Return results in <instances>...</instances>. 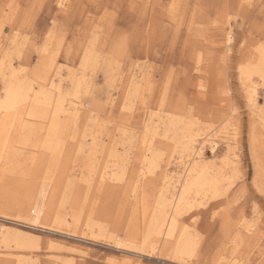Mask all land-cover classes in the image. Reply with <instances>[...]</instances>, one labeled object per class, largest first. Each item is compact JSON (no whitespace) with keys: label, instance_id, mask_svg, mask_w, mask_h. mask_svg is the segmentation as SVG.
<instances>
[{"label":"rangeland","instance_id":"374dc122","mask_svg":"<svg viewBox=\"0 0 264 264\" xmlns=\"http://www.w3.org/2000/svg\"><path fill=\"white\" fill-rule=\"evenodd\" d=\"M262 51L264 0H0V97L4 79L18 78L51 96L48 119L25 118L42 133L34 140L47 137L58 100L77 108L59 120L67 124L60 168L50 169L51 157L32 166L40 149L21 146L15 124L0 136L14 154L0 176V264H264V119L252 115L246 95L255 85L264 111ZM207 134L214 151L197 141ZM145 141L156 168L140 186L133 178ZM193 169L217 189L186 196L167 249L161 242L142 252L135 242L156 206L181 193ZM25 193L41 207L60 203L52 218L26 221L13 211ZM183 239L190 254L177 256Z\"/></svg>","mask_w":264,"mask_h":264},{"label":"bare ground","instance_id":"6f19581e","mask_svg":"<svg viewBox=\"0 0 264 264\" xmlns=\"http://www.w3.org/2000/svg\"><path fill=\"white\" fill-rule=\"evenodd\" d=\"M53 40V39H51ZM226 41L227 43H230L232 41V36L230 34L227 35L226 37ZM60 50V49H59ZM49 52V51H48ZM260 52V51H259ZM41 53V52H40ZM45 55V54H44ZM47 55V54H46ZM88 58V56H87ZM253 58V57H252ZM251 58V59H252ZM260 59V58H259ZM45 60V59H44ZM47 60V59H46ZM261 61V67L262 69L264 68V51L261 52V59L259 60ZM258 62V61H257ZM255 62V63H257ZM39 64V63H38ZM254 64V63H253ZM252 64V66H253ZM3 63L2 61L0 60V70H1V67ZM89 65V64H88ZM39 66V65H38ZM255 66V65H254ZM11 68V66H10ZM4 70V69H3ZM260 70V68H259ZM23 71V70H22ZM43 71V70H42ZM263 71V70H262ZM17 73H20L18 71H16ZM245 72L247 73V76L250 77L252 73H257V75H259L258 73V70H249V71H246ZM244 72V73H245ZM261 72V71H260ZM11 73V72H10ZM17 73L14 75L16 76ZM24 73V71H23ZM263 73V72H262ZM262 73H260V76L262 75ZM2 74V72L0 73ZM253 75H256V74H253ZM11 77L13 76L12 74L10 75ZM13 76V77H14ZM245 76V77H247ZM264 77V74L262 75ZM261 76V77H262ZM18 77V76H17ZM262 77V78H263ZM5 78V77H4ZM252 78V77H250ZM12 79V78H10ZM4 85H5V88H4V96L3 97H0V116L3 115L5 118L4 119H1L0 121V136L1 134L3 133L4 131V128H6V126L9 124V123H13L15 124L16 127V130H15V134H20V135H23L22 136V140H21V146H33L35 147L36 150H38V148L40 149L39 151V155L42 156V158L40 157H33L34 159L32 160V163L33 165L32 166H38L40 163H44V161L46 160V157H51L53 158L52 162L49 164L50 165V169H53L54 167L58 166L57 162L59 160L60 162V157L62 156V153H64V149H66V145H64V140H63V135L65 133V130H66V125L65 122H64V126L63 124L59 121L61 118H70V117H76L77 114L74 113L77 111V108H76V104H71V103H66L64 100H58L55 104V108L52 112V117H51V125H50V128H49V131H48V135L46 138H41L40 140H34V137L37 136L39 137L40 135H42L41 131L38 130L35 126L31 125V124H26V122L24 121H27L25 120L26 117H28L29 119H33V120H46L48 119V110H49V107L50 104H53L51 102L52 101V98L50 95L46 94L45 92L43 91H36L34 89V87L32 85H29L28 83L26 82H22V81H19V78H18V81H15V80H6L4 79ZM249 80V79H248ZM247 81V80H246ZM250 82V81H249ZM54 83V82H53ZM199 84V83H198ZM49 85V84H48ZM243 85V84H242ZM52 87V86H51ZM249 87V86H248ZM247 88V87H246ZM40 90V89H39ZM61 91V90H60ZM246 95H248V100L250 101V105L251 107L253 108V113L252 115L257 117V118H260L262 120V118L264 119V111H259L257 109V99H256V86L253 85V86H250V89L247 90L246 92ZM70 98V97H69ZM62 99V97H61ZM248 103V102H247ZM249 105V106H250ZM52 107V106H50ZM259 107V106H258ZM126 109V108H125ZM261 109V108H260ZM262 110V109H261ZM51 111V110H50ZM49 111V112H50ZM50 119V118H49ZM75 119V118H74ZM259 119V120H260ZM65 121V120H64ZM68 122V120H67ZM69 123V122H68ZM263 123V122H262ZM76 124V123H75ZM194 125V124H193ZM13 125V127H15ZM195 126V125H194ZM84 128V127H83ZM8 130V129H7ZM186 130V129H185ZM188 130V129H187ZM13 131V130H12ZM83 131V130H82ZM190 132V131H189ZM188 132V134H189ZM210 132V131H209ZM44 133V132H43ZM6 134V133H5ZM8 134V133H7ZM66 134V133H65ZM91 134V133H90ZM72 135V134H71ZM83 136V134H81ZM192 135V134H191ZM12 136V135H11ZM184 136V135H183ZM148 136H146V139ZM208 137V134L207 136L205 137H201L200 139H198L197 141H202L204 142V146L206 143H210L211 144V150L214 151L216 150V148H218V143L217 141L214 142L213 140H210L211 138H207ZM10 138V137H9ZM12 138H15V137H12ZM11 138V139H12ZM185 138V137H184ZM187 138V136H186ZM191 138V137H190ZM194 138V137H193ZM199 138V136H198ZM36 139V138H35ZM96 139V138H95ZM217 139V137H216ZM3 140V139H2ZM2 140L0 141V149H2V146H4ZM80 140V139H79ZM192 140V139H191ZM5 141V139L3 140ZM12 141V140H11ZM16 141V140H15ZM149 141V139H148ZM148 141H145L143 142L142 146H143V150L145 151L143 157H142V161L141 163H139L138 167H137V171H136V176L133 178L134 182L137 184V185H143L145 186L146 183H148V177L153 173V170L156 168V159H153V158H148L147 156V152H148V148H151V147H148V146H151V145H148ZM181 141V140H180ZM193 141L197 142L196 140L193 139ZM12 141V145L13 144H16V142ZM18 142V141H17ZM79 142V141H78ZM96 142V141H95ZM131 142V141H130ZM176 142V141H175ZM92 143V142H91ZM94 143V142H93ZM193 143V142H192ZM96 144V143H95ZM10 145V143H9ZM187 145V144H186ZM191 145V144H190ZM227 145V144H226ZM86 146V145H85ZM170 146V145H169ZM203 146V147H204ZM93 147L94 144H93ZM187 147V146H186ZM192 147V145H191ZM33 148V147H32ZM91 148V147H89ZM188 148V147H187ZM8 149V147H7ZM13 149V148H12ZM34 149V150H35ZM81 149V148H80ZM94 149V148H93ZM137 149V148H136ZM177 149V148H176ZM184 149V147H183ZM189 149V148H188ZM186 149V150H188ZM195 149V148H194ZM193 149V150H194ZM77 150V149H76ZM203 148H201L200 150H197L195 152H193V157L196 159L197 157H201L202 153H203ZM3 151L4 155H0V176L2 177L1 174H6V172L9 170L12 169L11 166L13 164V159H14V154L11 153L10 149L8 150V152H5L7 150H1ZM0 151V152H1ZM10 151V152H9ZM94 151L96 152V150L94 149ZM66 152V150H65ZM85 153V151H83ZM81 152V153H83ZM93 152V151H92ZM91 152V153H92ZM112 152V151H111ZM136 152V151H135ZM140 152V151H139ZM184 152V151H183ZM76 153V152H75ZM78 153V151H77ZM83 154H81V157H83ZM36 154V153H35ZM79 154V153H78ZM152 154V153H151ZM190 154V153H189ZM80 155V154H79ZM92 155V154H91ZM112 155V154H110ZM185 155V154H184ZM113 156V155H112ZM68 157V156H67ZM77 157V155H76ZM114 157V156H113ZM40 158V159H39ZM71 158V157H70ZM96 158V157H94ZM184 158L186 157H183L181 156V160H183ZM97 159V158H96ZM95 159V160H96ZM30 161V160H29ZM50 160H48L49 162ZM65 161V159L63 160ZM63 161H61L63 163ZM90 161V160H89ZM68 162V161H67ZM98 162V161H97ZM96 163V162H95ZM95 163H93V165H95ZM185 163V161H184ZM46 164V162H45ZM67 164V163H66ZM65 164V165H66ZM98 164V163H97ZM62 165V164H60ZM91 165V166H93ZM100 165V164H99ZM109 165V164H108ZM183 165V163H182ZM17 166V168H16ZM90 166V167H91ZM59 167V166H58ZM57 167V171L59 170ZM89 167V166H88ZM88 167H87V170H88ZM89 167V168H90ZM95 166L92 167V169L94 168ZM100 167V166H99ZM125 167V166H123ZM20 168V166L18 167V165H15V169L14 170H18ZM41 168V167H40ZM45 168V167H44ZM43 168V169H44ZM60 168V167H59ZM101 168V167H100ZM127 168V167H126ZM26 169V168H25ZM32 169V168H30ZM21 170V168L19 169ZM56 170V169H55ZM94 171L95 168L93 169ZM92 170V171H93ZM126 170V169H125ZM91 171V170H90ZM135 171V170H134ZM11 172V171H10ZM20 173V171H18ZM44 172V171H43ZM194 172H197L196 170H191V171H188L187 173V176H186V181L184 183H182L181 185V193H178L176 196H173L172 199H170L167 203L164 202L163 200L159 203V206L157 205L156 207H158L156 210H155V213H153V217L151 220H148V222L150 221L149 226L148 224L146 226H148L147 228V234L146 237L143 239V241H140L138 242L140 239H138V241L135 242L136 245H139L140 244V248L139 250L141 249V251L145 253V249L144 248H148L150 249L152 252L156 249H161V245L160 243L161 242H168L170 239L174 240L173 237H175V233H176V227H177V215L181 212L182 209L184 208H188V206L190 205L189 202H186V205H183L181 207V203L183 202V200H185L186 196L192 194V193H195L196 195L197 194H200L199 192L201 191H204L206 188H216L215 186L217 185V183L215 182H212V180L208 179L203 170L200 171L201 173H197V176L195 174H193ZM18 173V174H19ZM40 173V172H38ZM47 174V172H45ZM43 174L41 172V177H39L40 179L41 178H45L44 175L46 174ZM56 173V172H55ZM69 173V172H68ZM103 173V172H102ZM21 174L22 176H27V172L26 170H23L21 171ZM127 174V173H126ZM38 175V174H37ZM43 175V176H42ZM32 177H30V179L33 178V174L31 175ZM47 176V175H46ZM56 177H58V174L56 175ZM18 177V176H17ZM36 177V176H35ZM38 177V176H37ZM49 178V177H48ZM51 178V177H50ZM36 179V178H34ZM46 179V178H45ZM104 179V178H103ZM3 180V179H2ZM29 180V179H27ZM33 180V179H32ZM32 180H30V182H32ZM43 180V179H42ZM55 179L53 178V181ZM66 180V179H65ZM115 180H118V179H115ZM46 180H44L45 182ZM51 182V180H49ZM35 182V180H34ZM68 182V181H66ZM2 183H4L2 181ZM39 183V181H38ZM42 183V182H41ZM33 184V183H32ZM149 184V183H148ZM18 185V184H17ZM27 185V184H26ZM25 185V186H26ZM67 185V183L65 184ZM69 185V183H68ZM67 185V187H68ZM136 185V186H137ZM5 186V185H4ZM30 186V184H28V187ZM63 186H64V183H63ZM142 186V187H143ZM148 186V185H147ZM146 186V187H147ZM27 187V186H26ZM35 187V186H34ZM73 187V186H72ZM81 187V186H80ZM139 187V186H138ZM145 187V188H146ZM1 188H2V184H1ZM0 190H3V188ZM30 188V187H29ZM64 188L66 189V186H64ZM64 188H62L64 190ZM70 188V187H69ZM15 189V188H14ZM22 189V188H21ZM28 189V188H27ZM26 189V190H27ZM36 189V187H35ZM61 189V190H62ZM147 189V188H146ZM217 189V188H216ZM215 189V190H216ZM6 190V189H5ZM8 190V189H7ZM38 190V189H37ZM36 190V191H37ZM54 190V189H53ZM136 190V189H135ZM4 191V190H3ZM3 191L1 193H3ZM23 191V190H22ZM33 191H34V188H33ZM32 191V192H33ZM68 191V189H67ZM211 191V190H210ZM214 191V190H213ZM8 192V191H7ZM26 192V191H25ZM56 194L58 191H55ZM63 192V193H62ZM62 195L63 194H66L64 193L65 191H62ZM215 192V191H214ZM219 192V191H218ZM24 193V192H23ZM28 193V192H27ZM25 193V197L24 199H22V201L19 200L18 196H16L18 198V202H14V200H12V202H14L17 206L16 207H13V211H15L17 214L21 215L22 217L25 216L27 219L26 221L29 220V216L31 217H38V218H41V220L45 221V220H48L51 217V214L54 212L53 209H56V205L57 204H60V203H57L55 205V208L52 207V205H48V206H44V207H41V205H35L34 204V196H33V193L32 195L31 194H27ZM135 193V192H134ZM140 193V192H138ZM137 193V194H138ZM143 193V192H142ZM4 194V193H3ZM7 194V193H6ZM5 194V196H6ZM16 194H19L16 193ZM144 194V193H143ZM203 194V193H202ZM8 195V194H7ZM11 196V194H9ZM27 195V196H26ZM4 198H6L4 195H2ZM56 196V195H55ZM68 196V195H66ZM35 197H36V194H35ZM61 196L59 195L58 196V199L60 198ZM64 197V196H63ZM139 195L137 196V199H138ZM143 197V196H142ZM141 197V198H142ZM3 198V200H5ZM9 198H12L13 199V196L12 197H9ZM54 198V197H53ZM57 199V202L59 201ZM66 200H64V198L62 200L64 201H68L69 202V199L67 200V197L65 198ZM135 199V198H134ZM144 199V198H143ZM156 199V198H154ZM162 199V198H161ZM160 199V200H161ZM55 200V199H53ZM1 201V200H0ZM7 201L10 202L8 200V197H7ZM154 201V200H153ZM11 202V203H12ZM13 203V204H14ZM12 204V205H13ZM158 204V203H157ZM43 205V204H42ZM143 208L145 206L144 204V201L142 200L141 202H137V205H136V208H139L141 206ZM58 206V205H57ZM93 206V205H92ZM2 208V207H1ZM135 208V209H136ZM11 209V210H12ZM133 209V208H132ZM3 210V208H2ZM1 210V211H2ZM5 211V209H4ZM4 211H2V213H4ZM6 212V211H5ZM135 213V211H134ZM145 213V211L143 212ZM149 213V212H148ZM147 214V212H146ZM134 216V215H133ZM132 216V217H133ZM136 217L138 216L135 215ZM147 216V215H146ZM75 217V216H74ZM135 217V218H136ZM148 217V216H147ZM21 218V217H20ZM134 218V217H133ZM145 218V217H144ZM132 219V218H131ZM146 219V218H145ZM143 220V219H142ZM132 221V220H131ZM140 221V220H139ZM144 222V221H142ZM30 222H28V225H29ZM134 223V222H133ZM31 224V223H30ZM37 221L35 223L34 226H40V225H37ZM131 224V223H130ZM143 224V223H142ZM130 226V225H129ZM138 226V225H137ZM57 227V226H56ZM132 227H130V230H131ZM133 229V228H132ZM145 229V227H144ZM141 230V229H140ZM132 231V230H131ZM138 231V229H137ZM145 231V230H144ZM127 232H128V229H127ZM126 233V232H125ZM143 234V233H142ZM124 235V234H123ZM144 235V234H143ZM116 236V235H115ZM126 236V235H125ZM154 236V237H153ZM186 236V235H185ZM114 237V235H113ZM127 237V236H126ZM163 237H166L168 238L167 241H162ZM112 238V237H111ZM113 239V238H112ZM132 239V238H131ZM188 239V237H187ZM125 240H128L127 238ZM124 240V241H125ZM134 240V239H133ZM136 240V238H135ZM118 241V240H117ZM110 242V241H109ZM112 242V241H111ZM123 242V241H122ZM127 242V241H126ZM130 241H128L129 243ZM173 242V241H172ZM120 245V242H118V246ZM123 246V245H122ZM121 246V247H122ZM167 246H169V243H166L165 246L162 248V251L166 250L167 249ZM126 247V246H125ZM129 247V246H128ZM127 247V248H128ZM134 247V246H132ZM131 247V248H132ZM129 248V249H131ZM136 248V247H135ZM137 248V249H138ZM170 247H168V249H170ZM193 248V247H192ZM135 250V249H134ZM158 250V251H159ZM191 250L190 248V243L183 239L182 242H180L178 245H177V248H176V251L178 254H176L177 256L178 255H189V251ZM175 251V250H173ZM140 252V251H139ZM173 253V252H172ZM171 253V254H172ZM138 254V253H136ZM143 254V253H142ZM175 254V253H174ZM192 254V253H191ZM173 255V254H172ZM180 256V257H181ZM171 258V257H170ZM178 258V257H177ZM175 260V259H174ZM173 260V261H174Z\"/></svg>","mask_w":264,"mask_h":264}]
</instances>
